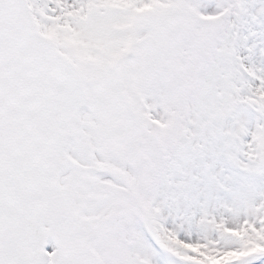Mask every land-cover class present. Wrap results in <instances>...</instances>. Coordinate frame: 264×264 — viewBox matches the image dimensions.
I'll use <instances>...</instances> for the list:
<instances>
[{
    "label": "snow or ice",
    "instance_id": "snow-or-ice-1",
    "mask_svg": "<svg viewBox=\"0 0 264 264\" xmlns=\"http://www.w3.org/2000/svg\"><path fill=\"white\" fill-rule=\"evenodd\" d=\"M0 264H264V0H0Z\"/></svg>",
    "mask_w": 264,
    "mask_h": 264
}]
</instances>
